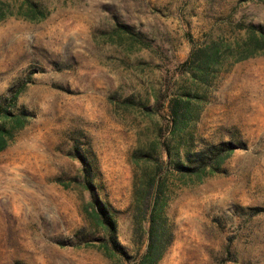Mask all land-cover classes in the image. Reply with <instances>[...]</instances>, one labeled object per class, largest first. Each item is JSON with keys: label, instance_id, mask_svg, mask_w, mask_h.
Returning <instances> with one entry per match:
<instances>
[{"label": "rangeland", "instance_id": "obj_1", "mask_svg": "<svg viewBox=\"0 0 264 264\" xmlns=\"http://www.w3.org/2000/svg\"><path fill=\"white\" fill-rule=\"evenodd\" d=\"M31 2L44 18H25L41 16ZM0 16V96L26 81L28 117L0 151V264H137L131 153L169 140L167 102L188 93L196 119L181 134L240 147L225 172L176 186L158 264H264V50L235 60L264 0H0ZM213 42L224 56L201 78L185 60ZM77 149L97 156L121 250L93 229Z\"/></svg>", "mask_w": 264, "mask_h": 264}, {"label": "trees", "instance_id": "obj_2", "mask_svg": "<svg viewBox=\"0 0 264 264\" xmlns=\"http://www.w3.org/2000/svg\"><path fill=\"white\" fill-rule=\"evenodd\" d=\"M31 9L41 16H25L30 20L44 18V13L34 2ZM4 16H0V20ZM127 25V24H121ZM130 30L129 28H127ZM240 48L236 61L258 54L264 50V26L247 25L246 44ZM227 48V47H225ZM222 46L213 42L207 46H192L185 63L201 78H206L208 70L224 56ZM27 82H20L8 88L6 95L0 96V151L5 149L15 133L23 128L27 121V112L17 109L19 97ZM188 98L173 97L167 102V127L169 140L163 139V133L154 137L139 138L131 153L133 167V194L131 208L136 231L141 232L144 251L137 264H158L175 239L174 223L168 209L176 186L202 182L206 177L225 172L226 160L240 146L234 141L197 144L189 136L182 135L188 125L196 119L192 107L191 95ZM129 104L134 101L128 99ZM157 99L156 104H159ZM147 111L153 110L143 103ZM11 122V125L8 122ZM81 162L79 182L89 191L92 198L91 215L96 220L94 230L104 234L106 246L120 249L117 241L118 224L116 210L99 197L97 180L101 174L97 156L94 152L86 155L80 149L73 154ZM90 235L84 240L89 242Z\"/></svg>", "mask_w": 264, "mask_h": 264}]
</instances>
